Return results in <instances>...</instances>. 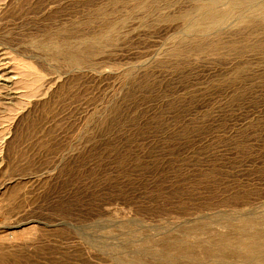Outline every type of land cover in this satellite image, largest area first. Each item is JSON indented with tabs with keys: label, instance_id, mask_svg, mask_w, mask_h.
<instances>
[{
	"label": "rangeland",
	"instance_id": "1",
	"mask_svg": "<svg viewBox=\"0 0 264 264\" xmlns=\"http://www.w3.org/2000/svg\"><path fill=\"white\" fill-rule=\"evenodd\" d=\"M182 13L0 0V264H264V13Z\"/></svg>",
	"mask_w": 264,
	"mask_h": 264
},
{
	"label": "bare ground",
	"instance_id": "2",
	"mask_svg": "<svg viewBox=\"0 0 264 264\" xmlns=\"http://www.w3.org/2000/svg\"><path fill=\"white\" fill-rule=\"evenodd\" d=\"M197 15L190 17L181 14V19L188 28L195 31H206L218 27L229 16H239L245 12L263 15L264 4H254L255 0H227L224 7L219 6V0H194ZM68 63H77V58L69 57ZM67 62V61H66Z\"/></svg>",
	"mask_w": 264,
	"mask_h": 264
}]
</instances>
